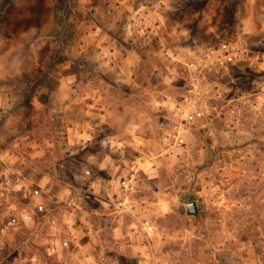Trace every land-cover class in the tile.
I'll list each match as a JSON object with an SVG mask.
<instances>
[{"label":"rangeland","instance_id":"1","mask_svg":"<svg viewBox=\"0 0 264 264\" xmlns=\"http://www.w3.org/2000/svg\"><path fill=\"white\" fill-rule=\"evenodd\" d=\"M146 1L51 0L57 16L53 38L33 48L37 62L33 77L3 97L0 107L1 190L14 182L4 173L10 167V155L18 159L13 164L17 169L30 168L31 181H39L47 173L59 184L64 183L69 170L80 167L84 153L98 155L101 160L107 156L108 166L95 172L102 182L98 197L72 186L75 200L80 202L81 196L85 200L84 209L91 214L107 264H264V0H255L257 32L241 35L237 49H223L219 43H231V8H243L247 0H221V34L216 40L200 36L201 44L211 48L196 49L192 64L181 65L176 89H168L163 82L155 87L138 78L142 87L130 99L115 86L119 81L111 82V109L122 113L130 107L142 113V128L136 133L143 140L101 149L97 137L81 149L80 156L65 152L64 159L56 161L59 176L44 167L52 157L40 152L42 140L56 137L68 146L67 126L89 119L85 107L91 102L89 79H101L105 68L118 73L123 55L127 52L131 61L133 52L142 48L135 28L125 37L124 27L126 16ZM3 10L0 8V38L6 34ZM104 25L106 34L95 37L93 43L88 27ZM104 38L105 46L108 40L112 43L106 49L110 66L103 63V44L97 47ZM118 41L123 46L119 47ZM151 45L156 50L159 46L155 41ZM150 61L148 67L144 63L131 67L129 63L126 70L141 74L143 68L158 66L155 60ZM73 88L78 93L74 97ZM159 91L169 95L171 102L146 122L147 103L153 94L161 98ZM92 121L100 126L99 118ZM25 137L30 138L26 149L17 144ZM130 178L132 182L124 187ZM36 196L31 189L25 197L3 198L0 220H9V210L18 213V220H44L35 207ZM190 202L196 203L198 217L187 213ZM13 205L16 207L11 208ZM25 206L32 211L22 212ZM52 206L63 220L67 205ZM117 228L121 237L114 234Z\"/></svg>","mask_w":264,"mask_h":264},{"label":"crops","instance_id":"2","mask_svg":"<svg viewBox=\"0 0 264 264\" xmlns=\"http://www.w3.org/2000/svg\"><path fill=\"white\" fill-rule=\"evenodd\" d=\"M222 3L221 0H147L141 5V9L127 15L125 37L134 27L133 32L141 36L142 48L133 52L132 57L135 59L131 61L127 52L126 56L123 55V60L118 65V73L111 74L105 68L101 79L99 76L89 79L88 97L91 102L85 105L89 119L83 122H71V125L67 126L69 133L67 139L69 140L73 135L82 139L90 138L92 131L95 130L96 133H101L95 138L98 137L100 140L108 137L112 141L111 144L118 147L133 143V140H143V137L136 133L142 128L144 119L139 117L142 113L139 114L136 109L130 107L122 113H115L111 109L109 101L111 82L119 81L115 86L125 91L130 99L134 98L135 91L142 87V84L137 82L138 78L144 79V82H151L155 87L163 82L168 85V89H176L175 83L179 80L178 70L181 65L188 67L192 64L193 59L197 57L196 49L211 48L209 45L201 44L200 36L204 35L205 38L216 40L221 34L224 11ZM232 10L233 39L228 45L219 43L223 49H237L241 45V35L250 36L257 32L255 0H247L246 6L242 8L236 5L235 11ZM2 15L3 27L9 37L0 38V107L3 97L31 80L37 67L33 48L49 42L57 27L56 11L51 0H11ZM241 23H243L242 27H240ZM88 32L94 43L95 37L106 34L107 30L105 25L89 26ZM148 33L153 36H149ZM105 40L106 38L101 40L97 47H101ZM154 41L159 45L156 46L157 50L151 45ZM110 44H112L110 40L107 41V48L103 44V63L109 66L107 60L109 51L106 49L111 48ZM118 44L119 47L123 46L121 41H118ZM165 51L168 57L165 56ZM150 53L154 54L151 59L156 61L158 65L156 68H143L141 74L136 71L127 72L126 66L129 63L131 67L141 63L150 66ZM72 94L73 97L78 94L76 89H72ZM159 95H162L161 98L156 99L155 97L159 96L153 94L155 97L151 96V101L147 103L148 107L143 114L148 117L146 122L151 121L150 116L156 115L155 113L164 112V107L171 100L165 92L159 91ZM153 104H157L158 108ZM117 114L121 116L118 117ZM95 118H99L100 129L93 124L92 119ZM102 119L103 123H101ZM127 134L133 137L130 138ZM94 139L87 140V143H93ZM29 141L30 138L25 137L17 144H22L26 149ZM15 161L17 162L18 159L10 155V167L4 173L7 178L13 177L14 182H10L5 190H1L0 186V204L3 205V198L16 195L25 197L31 189H34L37 194L35 207H38L44 220L16 222L0 220V264H107L104 257L106 251L94 230L95 224L91 220L90 212L84 209L83 197L81 196L80 202H77L73 189L61 191V184L57 181L44 183L42 187L45 176L51 175L45 173L41 175L42 179L39 181H31L27 174L30 168L24 165L17 169L18 167L13 165ZM56 203L67 205L63 220H60L56 216V211L52 209L54 207L52 205ZM24 208L22 212L32 211L30 206ZM114 234L116 237L122 235L119 228L115 229ZM7 247L12 248L13 251Z\"/></svg>","mask_w":264,"mask_h":264},{"label":"clouds","instance_id":"3","mask_svg":"<svg viewBox=\"0 0 264 264\" xmlns=\"http://www.w3.org/2000/svg\"><path fill=\"white\" fill-rule=\"evenodd\" d=\"M35 52L33 55L35 56ZM56 109H53L55 111ZM103 119L101 123H103ZM97 127H99L97 125ZM97 133L95 130L92 131L90 138H79L75 135L69 138L68 146L64 145V141L62 139H57L56 137H48L47 139L42 140L40 145V152L50 153L51 160L45 161L44 167H47L55 173V165L57 160L64 159V153L68 152L69 155L74 157L80 156L81 149L83 147L88 146L87 140L94 139ZM75 143L78 147L75 149L71 148V144ZM101 147V149H106L112 143L111 139L108 137L102 138L97 141ZM115 147V145H113ZM81 165L76 170H69V175L65 176L64 183L60 185L61 191H67L68 188H72L73 185L76 187L82 188L87 192L91 193L92 196L98 197L100 195V186L102 182L95 176V172L97 169H103L108 166L110 161L107 156L103 157V160L99 159L98 155H92L91 153H84L81 157ZM63 170V166H60ZM56 176H59L60 173H55ZM56 183V180L51 176H45L44 181L42 182V187L44 183L48 182ZM106 187V186H105ZM75 191V189H73ZM79 193H76V197L78 198Z\"/></svg>","mask_w":264,"mask_h":264},{"label":"built area","instance_id":"4","mask_svg":"<svg viewBox=\"0 0 264 264\" xmlns=\"http://www.w3.org/2000/svg\"><path fill=\"white\" fill-rule=\"evenodd\" d=\"M134 175H132L131 177H133ZM132 182V179L130 178L127 182H125L123 185L124 187H127L129 185V183ZM7 185H9V183H7ZM7 217H8V221L10 222H16L18 221L19 219V215L18 213L15 211V210H12L11 212H9L7 214Z\"/></svg>","mask_w":264,"mask_h":264},{"label":"water","instance_id":"5","mask_svg":"<svg viewBox=\"0 0 264 264\" xmlns=\"http://www.w3.org/2000/svg\"><path fill=\"white\" fill-rule=\"evenodd\" d=\"M187 207V213L189 215H192L194 217H198V210H197V205L195 202H190L186 205Z\"/></svg>","mask_w":264,"mask_h":264},{"label":"trees","instance_id":"6","mask_svg":"<svg viewBox=\"0 0 264 264\" xmlns=\"http://www.w3.org/2000/svg\"><path fill=\"white\" fill-rule=\"evenodd\" d=\"M11 0H0V8L1 9H5L6 8V6L8 5V3L10 2ZM4 11V10H3ZM2 11V12H3ZM7 37H9L8 36V34L6 33L5 35H4V38H7Z\"/></svg>","mask_w":264,"mask_h":264}]
</instances>
